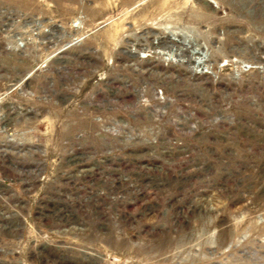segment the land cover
Returning <instances> with one entry per match:
<instances>
[{"label":"rangeland","instance_id":"rangeland-1","mask_svg":"<svg viewBox=\"0 0 264 264\" xmlns=\"http://www.w3.org/2000/svg\"><path fill=\"white\" fill-rule=\"evenodd\" d=\"M105 81L160 87L175 133L102 163L116 140L76 101ZM17 242L43 264H264V0H0V256Z\"/></svg>","mask_w":264,"mask_h":264},{"label":"built area","instance_id":"built-area-1","mask_svg":"<svg viewBox=\"0 0 264 264\" xmlns=\"http://www.w3.org/2000/svg\"><path fill=\"white\" fill-rule=\"evenodd\" d=\"M73 40L74 41L71 43L77 42V38ZM157 47L156 49L150 47L142 48L145 51L140 52V58L158 62L160 65L163 54H167L169 51L167 49L162 50L159 43ZM157 87L158 86H154L150 89H139L134 92L135 95H131L130 92L124 91L127 90L126 88L121 89L118 87L115 81L110 83L105 81L100 88H95L87 92V100L76 101V108L79 112L89 110V112L92 113L90 120L97 126L99 133L111 139H115L118 143L116 144V142H114V144H112L110 142H104L107 144V147L104 149L103 156L100 159L102 163L105 160L108 161L111 158H116L115 154L112 153L114 147H119V149H121L132 144L138 145L141 152H148L161 145L164 135L172 136L175 133V130L172 133L168 132V128L177 126V110L175 109L174 101L171 98H167L162 89ZM134 101L139 102L141 106L132 110L131 106L134 104ZM149 101H151V103H149ZM147 108L150 109V111H148L150 113L147 112ZM149 114L152 115L154 119ZM165 116L167 117L165 118ZM149 120H151L153 124L151 122L149 123ZM134 121H139L142 125L134 129V125H131ZM168 140L170 142L171 138ZM91 157L92 154L90 153L89 158ZM148 165V162H140L136 165V168L143 171L142 169L148 168ZM102 166L107 167L108 163ZM123 168L124 167L121 169ZM95 169L96 168L89 166L82 168V171L97 174L98 172H96ZM9 235L14 239H18L17 237L22 236L23 238L18 240L26 242L23 233H18V235L15 236L9 233ZM57 242L60 244L61 240ZM30 243H33V241L30 240ZM12 246L10 248L11 254H9V257L0 256L3 258V260H0V264H43L44 259L48 262L47 256L41 255L45 253L44 251L37 252V250H35V253L25 256L26 258H21L18 256V253L22 252L24 254L23 249H26L25 244L23 242H17ZM0 254L8 255V249L0 246ZM34 255L37 256L33 259H28ZM54 260L57 264H60L59 259Z\"/></svg>","mask_w":264,"mask_h":264}]
</instances>
